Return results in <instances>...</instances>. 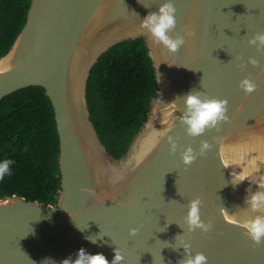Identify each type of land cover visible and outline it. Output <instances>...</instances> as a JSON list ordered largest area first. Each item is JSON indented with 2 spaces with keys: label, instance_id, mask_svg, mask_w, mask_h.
Here are the masks:
<instances>
[{
  "label": "water",
  "instance_id": "obj_1",
  "mask_svg": "<svg viewBox=\"0 0 264 264\" xmlns=\"http://www.w3.org/2000/svg\"><path fill=\"white\" fill-rule=\"evenodd\" d=\"M161 2L31 0L21 31L0 57V100L27 86L44 88L59 138L61 186L55 205L0 197V264H41L45 258L60 264L80 247L108 261L119 248L121 264H177L184 257L181 240L192 253L202 252L206 264H264V238L253 242L237 220L246 190L264 191V48L248 43L264 31V0H173L171 34L185 27L193 33L175 52L154 45L140 28ZM139 37L157 92L117 159L90 119L87 81L102 53ZM249 56L258 63L249 64ZM245 76L256 83L248 93L239 87ZM192 89L227 100V119L195 137L173 120L179 110L169 103ZM167 135L178 137L175 152ZM201 140L210 149L183 164V147L195 150ZM241 177L233 187L230 181ZM197 196L200 217L211 225L206 232H189L184 221L188 201ZM89 235L95 243L85 239Z\"/></svg>",
  "mask_w": 264,
  "mask_h": 264
},
{
  "label": "trees",
  "instance_id": "obj_2",
  "mask_svg": "<svg viewBox=\"0 0 264 264\" xmlns=\"http://www.w3.org/2000/svg\"><path fill=\"white\" fill-rule=\"evenodd\" d=\"M31 0H0V57L21 31ZM152 60L142 37L118 42L92 66L86 97L90 119L115 158L126 151L156 95ZM54 110L41 86L20 88L0 100V160L12 159L0 197L55 205L61 186Z\"/></svg>",
  "mask_w": 264,
  "mask_h": 264
},
{
  "label": "clouds",
  "instance_id": "obj_3",
  "mask_svg": "<svg viewBox=\"0 0 264 264\" xmlns=\"http://www.w3.org/2000/svg\"><path fill=\"white\" fill-rule=\"evenodd\" d=\"M176 8L173 0H162L157 7L156 11L148 12L143 19L139 21L140 28L146 30V33L151 37L154 45H161L168 52H175L180 46L184 45L186 39L193 35L190 27L183 29V34L172 35L171 32L176 25ZM248 43L255 45L257 50L264 48V31L256 32L248 38ZM249 64L256 65L258 61L252 57H248ZM194 70V69H193ZM239 87H241L245 93L251 92L255 89L256 83L254 80L245 76L240 79ZM182 101V107L177 104L176 101ZM175 110H179V115H175L173 120H179L184 126V132L189 136L202 135L205 130L217 127V125L227 119V100L225 98L210 97L206 93L201 92L197 89H192L182 96H177L172 102ZM172 127V123L169 124V129ZM167 131V130H166ZM164 135V133H161ZM170 152H175L177 149L178 137L172 135L166 136ZM211 145L207 140H201L198 148L193 149L191 145H186L183 150L179 153L181 162L185 165L190 164L199 156H204L210 149ZM14 161L12 159L0 160V180H3L5 176L11 174L10 165ZM241 177L239 180L230 181L235 187L240 181L244 180ZM200 205L201 199L199 196L194 197L188 201L187 212L184 217L187 230L189 232L198 228L201 231H208L210 223H206L200 217ZM237 220L240 226L246 230V234L255 243H260L261 239L264 238V191L246 190L244 197V206L238 208ZM162 227L161 231H164L167 224ZM136 228H130L129 234L136 233ZM180 234L175 236L176 238ZM85 239L92 243L96 242V237L89 235L85 236ZM165 245H168L167 241H164ZM179 247L183 248L184 257L177 261V264H206L207 257L202 252L192 253L190 245L184 240H181ZM176 249V246H172ZM113 256L111 261H108L102 253H90L83 247L76 250L75 258H65L60 264H121L124 257L119 248L113 249ZM162 259V257H161ZM41 264H54L50 258H45ZM163 264V260H162Z\"/></svg>",
  "mask_w": 264,
  "mask_h": 264
}]
</instances>
